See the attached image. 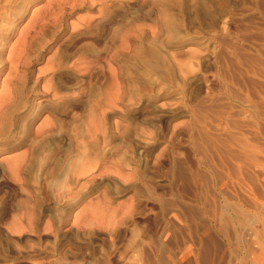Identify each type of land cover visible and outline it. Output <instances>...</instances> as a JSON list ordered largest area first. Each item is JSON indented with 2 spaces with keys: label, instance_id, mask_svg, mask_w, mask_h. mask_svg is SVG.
<instances>
[{
  "label": "rangeland",
  "instance_id": "obj_1",
  "mask_svg": "<svg viewBox=\"0 0 264 264\" xmlns=\"http://www.w3.org/2000/svg\"><path fill=\"white\" fill-rule=\"evenodd\" d=\"M0 4V264H264V0Z\"/></svg>",
  "mask_w": 264,
  "mask_h": 264
},
{
  "label": "bare ground",
  "instance_id": "obj_2",
  "mask_svg": "<svg viewBox=\"0 0 264 264\" xmlns=\"http://www.w3.org/2000/svg\"><path fill=\"white\" fill-rule=\"evenodd\" d=\"M2 0H0V2H1ZM0 7H1V4H0ZM6 7V6H5ZM2 8V7H1ZM0 8V9H1ZM6 9H8V8H6ZM11 10V9H10ZM2 11V10H1ZM4 11H6L5 10V8H4ZM16 12V11H15ZM0 13H2V15L3 14H6V13H8V11H6V12H0ZM11 13V12H10ZM1 15V14H0ZM11 15V14H10ZM20 16V15H19ZM3 17H5V16H3ZM2 17V18H3ZM8 17V16H7ZM5 19V18H4ZM7 19V18H6ZM9 19V18H8ZM13 21V20H12ZM12 25V24H11ZM12 27V26H11ZM10 27V29H12ZM9 29V28H8ZM16 29V27L14 28V30ZM1 31V30H0ZM0 36H2L3 38H5L6 37V35L5 34H2V33H0ZM10 37H12V36H10ZM1 42H2V40H1ZM0 42V43H1ZM3 45V44H2ZM2 48V47H1ZM2 51V50H1ZM10 54V53H9ZM13 54H14V51H13ZM13 54H11V55H13ZM10 56V55H9ZM15 56H16V54H15ZM14 56V57H15ZM11 57V56H10ZM7 58V59H10L11 60V58ZM19 57V56H18ZM12 58H13V56H12ZM14 59V58H13ZM12 59V60H13ZM16 59H18V58H16ZM2 61H4V60H2ZM6 61V60H5ZM15 61H17V60H15ZM19 61V60H18ZM8 62H10L9 60H8ZM12 63V62H11ZM1 64V63H0ZM6 64V63H5ZM1 65L0 66V73L5 69V66L6 65ZM13 64H14V62H13ZM13 64L12 65H10V63H9V65L12 67L13 66ZM20 64V63H19ZM14 65H16V64H14ZM18 65V64H17ZM16 67V66H15ZM18 68V66L16 67V69ZM12 69V68H11ZM19 69V68H18ZM9 71V70H8ZM15 68H14V72H11V71H9V78H8V75H7V82L4 80L3 82H6V84H8L9 85V81L8 80H10V81H12V80H15L14 82H12V90H10L11 91V93L9 94V96H7V98L6 97H3L2 99H1V101H0V138L2 139V138H4V137H6L5 139H10V140H17L13 145H11V148H14V147H16V146H19V145H23V143L25 142V141H28L27 139H29V137H27V136H31V135H33V132L31 131V129L33 128L32 127V122H33V118L31 117V118H29L28 120H27V122L25 123L24 122V126L21 124V125H18V127L20 128H18L19 130H17V131H15V133L13 134L12 133V135L11 136H8L11 132L10 131H8V130H11V131H13V128L14 127H16L15 125L18 123V120H20L18 117H15L16 115H15V111L17 110V107L19 106V104L20 103H22V100H23V98H24V100H25V102H27V95L25 94H23V92H25V91H28V92H31L32 90H33V85L32 86H28V85H30L29 83L31 82V81H29V83H27V81H26V75H22V76H19V77H17L18 75H16L15 74ZM16 72H18V71H16ZM21 75V74H20ZM25 77L24 79L25 80H21V77ZM28 77H30V75L28 76ZM19 78V79H18ZM29 79V78H28ZM38 80V79H37ZM24 81H26V83L24 82ZM35 82V81H34ZM4 85L3 84V87L4 86H6L7 87V85ZM35 84V83H34ZM35 86V85H34ZM4 89H5V87H4ZM4 89L2 88L1 90H2V93H4ZM8 90H9V88H8ZM28 92H26V93H28ZM0 94H1V91H0ZM8 93H6V95H7ZM1 98V97H0ZM78 98H79V96H78ZM58 103V102H57ZM59 103H61L60 101H59ZM23 105V104H22ZM26 105H28L27 103H26ZM62 105V104H61ZM57 106V105H56ZM26 108V107H25ZM60 108V107H59ZM29 109V108H28ZM27 109V110H28ZM39 109V108H38ZM51 110H54V109H51ZM29 111V110H28ZM38 112V111H37ZM25 113V112H24ZM32 113V112H31ZM30 112H27V116H29L30 114H31ZM40 113V112H39ZM41 126V125H40ZM37 127V129H41V127ZM32 127V128H31ZM45 127V126H44ZM60 128V127H59ZM36 129V133L33 135V138H31L32 140H31V144L30 145H28V149L30 148V152L32 151V152H34L35 154H30L28 157H27V159L30 161V165H26V164H22L23 162V160L22 161H20L19 159H23V157L25 156V155H27V154H24L21 158H17L20 162H21V164H20V162H15V161H13V163H9V165L10 164H12V166L10 165V169L11 170H9V172L11 171H14L13 169H15L16 168V173L18 172V171H20L21 173L23 172V171H31L32 170V165L33 164H35V162L38 160V158H39V156L37 155L38 153H40V152H42L43 150L45 151H47L48 150V152L49 151H53L54 152V150H50L51 148H50V143H52L51 142V139H53V135L51 134V130H52V128L50 129V128H48V127H45V128H43L42 127V129H41V131L39 132V130H37ZM60 129H62V128H60ZM59 129V130H60ZM63 130V129H62ZM23 132V133H25L24 135H23V133H22V135L20 136V134H19V132ZM37 131H38V133H37ZM53 131V130H52ZM7 132H10L8 135H5ZM60 132V131H59ZM62 132V131H61ZM39 134V137H40V139H38L37 140V135ZM62 134V133H61ZM56 137V136H55ZM54 137V138H55ZM53 140H55V139H53ZM6 142H7V140H6ZM54 142V141H53ZM55 143V142H54ZM29 144V143H28ZM3 145V144H2ZM52 145H54L55 146V144H52ZM30 146V147H29ZM52 148H53V146H52ZM57 148V147H56ZM61 148H63V147H61ZM54 149V148H53ZM65 149V148H64ZM55 150H57V149H55ZM27 151H29V150H26V152ZM62 151V156L64 155V150L62 149L61 150ZM25 152V153H26ZM31 152V153H32ZM57 152V151H56ZM56 152H55V154H56ZM27 153H29V152H27ZM47 153V152H46ZM58 153V152H57ZM45 154V153H44ZM36 155V156H35ZM39 155H41V154H39ZM42 155H43V152H42ZM53 155V153L51 154H48V155H45V156H43L41 159V161H40V168H41V170H48L49 171V169H50V166L51 165H54V164H57V162L55 163V162H53V164H51L50 163V158H51V156ZM26 157V156H25ZM54 157H55V155H54ZM61 157V156H60ZM15 158V157H14ZM15 158V159H16ZM13 159V158H12ZM52 159V158H51ZM57 159V158H56ZM60 159V158H59ZM54 160V159H53ZM17 161V160H16ZM28 161V162H29ZM39 161V160H38ZM61 161H64V158H63V160L61 159ZM9 162V161H8ZM59 162H60V160H59ZM58 162V163H59ZM24 163H26L25 161H24ZM65 163V162H64ZM37 164V163H36ZM51 164V165H50ZM63 164V163H62ZM7 165V164H6ZM39 166V165H38ZM63 165H61L60 167L61 168H63L62 167ZM9 167V166H8ZM52 167V166H51ZM56 167H57V165H54L53 166V168H55L56 169ZM7 168V167H6ZM13 168V169H12ZM35 168V167H34ZM37 168V167H36ZM35 168V169H36ZM52 168V169H53ZM58 168V167H57ZM7 169H9V168H7ZM60 169V168H59ZM18 170V171H17ZM34 170V169H33ZM37 170V169H36ZM10 172V173H11ZM20 172H18V174L20 173ZM51 172V171H50ZM16 173H14V172H12V174H16ZM20 173V174H21ZM17 175V174H16ZM13 176V175H12ZM21 181V180H20Z\"/></svg>",
  "mask_w": 264,
  "mask_h": 264
}]
</instances>
